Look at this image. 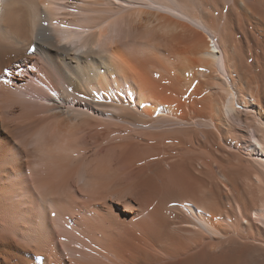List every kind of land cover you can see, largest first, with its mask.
<instances>
[{"label": "bare ground", "instance_id": "bare-ground-1", "mask_svg": "<svg viewBox=\"0 0 264 264\" xmlns=\"http://www.w3.org/2000/svg\"><path fill=\"white\" fill-rule=\"evenodd\" d=\"M21 59L32 61L25 74L12 66ZM0 78L19 95L20 111L47 123L39 143V132L33 143L13 141L28 158L56 139L103 154L98 161L110 169H134L126 179L149 172L136 187H159L152 212L126 225L105 211L92 224L96 234L105 223L132 234L134 249L135 241L124 242L136 252L134 264H264V0H0ZM5 86L0 171L15 172L20 153L3 114L10 106ZM38 159L34 174L43 172L50 198L66 184L74 188L69 199H98L110 181L102 176L83 190L87 165L65 182L68 170L54 173ZM55 195L45 200L49 212L65 208L55 200L63 194ZM42 229L46 237L33 242L40 253L53 244V228ZM4 244L0 251L10 254Z\"/></svg>", "mask_w": 264, "mask_h": 264}, {"label": "rangeland", "instance_id": "rangeland-1", "mask_svg": "<svg viewBox=\"0 0 264 264\" xmlns=\"http://www.w3.org/2000/svg\"><path fill=\"white\" fill-rule=\"evenodd\" d=\"M31 63V60L27 61L21 59L17 62V64L13 63L12 66H18L19 73L25 74L27 72L26 68L30 66ZM37 82V86H42L41 80L40 82ZM0 84H3L4 86L6 85L5 87H7L3 88L2 94L4 93V95H7L6 98H9L8 102L10 105H8L9 107L5 112L6 114L4 113V111L3 114L10 120V122H13H11V124L12 126H14V131L12 133L13 136L12 138H10V144L14 145V152L20 153V156L18 155L20 159V169H18V171L14 172V170L12 169H4L0 171V178L2 180L0 181V242H3L0 243V245L5 243L4 246H6L8 252H10L11 254L10 255L6 253L5 248H3V250L1 249L0 264H18L20 262L19 258L24 260L27 258L29 260L28 264H36V257L38 255L39 258L42 259L38 264H134L133 260L130 259V256L132 257V255H134L136 252L134 250H131V247H128L129 249L127 248V246H131V244L132 248L137 245L134 236V240L133 238H129L130 236H132V234L129 235L123 232L124 236H122V234H119L118 232H116V230L113 231L114 229L109 230L107 227V223H105V226L101 228V232L96 234V229L92 227V224L97 214H104L105 211L113 212V214L118 217V220H121L124 223L126 222V225H129L127 223L132 224V222H138L142 217H144L143 214L147 213V211L148 213L149 211L152 212V209L154 207L152 196L158 186H153L151 184V187V185L146 184L145 186L136 187V182L146 179L149 176V172L143 173L146 171V169H142L140 172H142L143 174L141 173L140 175L134 176L131 179H126L127 175L134 169L121 166L117 167L116 164L112 169H110L108 164H106L104 161L99 162L100 159H103V154H100L99 157H95V155L93 154V149V151L90 149L89 152L86 153V149L81 150L83 146L80 147V145L59 146V142L56 139L52 140L51 142V144H53L52 147L54 148L44 152H42L41 150V152H38L37 155H35L36 158H28L25 152H22L17 147L15 148V144L13 141L17 140V137H24L27 139L28 143H33V141H35V139H33V136H35L34 134H38L39 132L40 134L43 133V135H41V137L37 139V143H39V141H41V139L45 137V124L47 123L43 122V120L41 119H36L33 114L26 109L20 111V105H18V102H20V97L15 91H12V85L9 82H6V80L3 78H0ZM4 89L6 90V93ZM0 144V149L5 147V145H2L1 140ZM56 145H58V147ZM9 147L10 146H8V148ZM85 153L88 155H86ZM39 155L45 160L43 161V164L45 163L48 167L52 165V168L49 167L52 169H50L52 172L58 173L59 171L58 174H60L61 172H64V169L68 170L69 175L67 172L66 176L64 177L65 179L63 178L65 182H68L73 177V174H75L82 167V165H87V167H83V176L85 177V183L90 179L88 181L89 187L87 184V186H85L87 188H83V190H93L92 185H94L96 181L98 184L99 179L102 176L103 178L110 176L109 178L112 182L104 179V182H102L101 184L102 186L103 184H106V187L102 189L105 192L103 193V196L98 199L87 197L69 199L66 195L68 192L74 191V188L67 187V189H65L66 184L58 186L59 189L57 188L58 190H55V192H57V195L53 194L51 190L50 198V196L48 195H50V189L52 188L50 186H46L45 183L42 184L45 187L42 188L41 186V182H44L42 176L43 172L40 169H37V171L35 172L37 173V175L34 174L33 164H36V162H41L38 159ZM46 166L45 168H47ZM68 168H70V170ZM105 173H107L108 175ZM15 179L17 181H15ZM35 182H37V184L34 185ZM38 184H40V187L38 186L39 189H44L43 192L41 191L42 189L39 190L37 187H35ZM108 186L109 189L107 188ZM27 189L29 192L27 191ZM35 192L38 194V196L35 195ZM39 192H41L42 194ZM25 193L26 195H24ZM52 194L55 195V198L58 195L59 197H61V195L63 194V196L61 197L64 198L62 199L63 201H60V198L57 200L58 197L55 200L58 202V204L63 202L65 208H62L60 210H53L51 212L46 209L50 206L47 207V203H45V200L46 202H49V199H53L54 197H52ZM28 195H31L32 197ZM24 196H28V198L22 199L24 198ZM42 196L44 197V199H42ZM108 197L110 198V200L112 199V201L115 199L114 201L118 202V204L112 205L107 200ZM61 205L62 204H59V206ZM124 209H126L127 211H124ZM143 210H146V212L144 213ZM35 221L40 222H38L39 226H36ZM45 226L46 228H49V230L53 228L52 230H50V233L53 232V236L52 234L50 235L52 236L51 239L53 244L49 245L48 242H46V244L49 245V247L47 245L46 247H48V249H51L48 250L47 248H43L46 252L44 250H41V253H43L41 254V246H38V244L40 245L39 239L41 241L46 237V231L45 229H42V227L45 228ZM136 228L137 227H135V229L132 228V230H134V233L138 232V234L136 235L143 236V230L138 231L136 230ZM114 232H116L117 237ZM120 236L123 239H121ZM113 238L114 240H119V242L117 240L114 241ZM125 239H127L128 242H126L127 240L125 241ZM129 240L130 242H135L126 244L129 243ZM113 241L115 242V244ZM33 242L38 244H34ZM116 242H118V244ZM114 245L121 246L119 248L117 246L116 248V246ZM128 253L130 255H128ZM16 254L19 255V258H16L18 256H16ZM222 259L223 258H221V261L220 259L216 260L218 262H210V264H226V260L224 261ZM7 260H9V262Z\"/></svg>", "mask_w": 264, "mask_h": 264}]
</instances>
